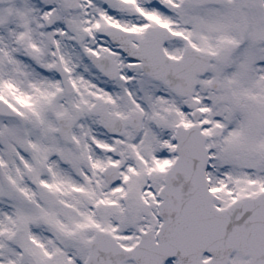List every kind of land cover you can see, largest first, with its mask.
<instances>
[{
	"label": "snow or ice",
	"instance_id": "obj_1",
	"mask_svg": "<svg viewBox=\"0 0 264 264\" xmlns=\"http://www.w3.org/2000/svg\"><path fill=\"white\" fill-rule=\"evenodd\" d=\"M0 264H264V0H0Z\"/></svg>",
	"mask_w": 264,
	"mask_h": 264
}]
</instances>
